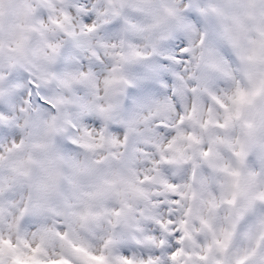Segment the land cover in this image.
<instances>
[{
  "label": "snow or ice",
  "instance_id": "6c2138e0",
  "mask_svg": "<svg viewBox=\"0 0 264 264\" xmlns=\"http://www.w3.org/2000/svg\"><path fill=\"white\" fill-rule=\"evenodd\" d=\"M0 264H264V0H0Z\"/></svg>",
  "mask_w": 264,
  "mask_h": 264
}]
</instances>
